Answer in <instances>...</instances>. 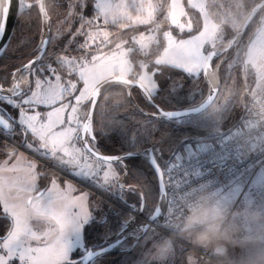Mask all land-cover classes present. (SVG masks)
Listing matches in <instances>:
<instances>
[{
    "label": "snow or ice",
    "instance_id": "1",
    "mask_svg": "<svg viewBox=\"0 0 264 264\" xmlns=\"http://www.w3.org/2000/svg\"><path fill=\"white\" fill-rule=\"evenodd\" d=\"M12 2L5 0L7 6L3 8L0 55L11 40L10 36L5 40V31ZM63 3L67 11L56 34L50 32L47 39L42 38L35 49V60L29 58V62L17 70L21 80L25 73L30 77L25 86L22 88L19 82L5 80L10 83V92H5L0 85V136H7L9 140L20 138L16 145L0 146V154L5 156L0 161V171L15 173L20 171L19 165H26L23 178L0 177V223L4 232L0 236V264H98L114 250L132 251L140 246L141 240L148 242L161 236L153 225L170 230L183 194L192 186L188 176L212 177L206 182L217 188L226 200L241 193L253 177V187L264 189V168L254 172L253 165L247 163L257 150L264 154V77L258 72L249 74L250 61L243 59L245 55L256 58V47L248 46L264 37L259 33L251 37L242 35L243 47L237 45L227 54L214 50L213 38L202 35L194 23L185 24L176 18L163 30L148 28V22L131 25L144 27L145 31L139 39L123 41L109 55L104 49L111 46V28L128 18L113 12L120 6L118 0H63ZM16 4L18 11L34 6L26 4L25 0H16ZM55 5L61 7V0H55ZM126 6L137 7V0H126ZM191 6L197 13L203 8L211 15L219 10L220 3L219 0H191ZM49 14L48 10L43 13L45 17ZM173 50L174 54L170 55ZM70 52L75 55H69ZM229 62L235 64V74L224 75V66H231ZM101 66L105 71L97 72ZM57 68L70 71L60 75ZM177 70L181 80L193 81L190 91L199 89V101L192 99L185 105L179 96L183 84L177 87L171 75L168 88L158 82V76ZM213 73L217 79L215 86L211 83ZM114 91L122 94L125 103L130 102L129 98L136 91L144 103L155 110L150 119L133 131L131 140L121 124L113 122L110 126L104 118L109 102L107 94ZM226 95L230 98V107L221 103ZM257 96L261 97L258 101ZM66 112L70 113L67 118ZM196 113L201 114V118L193 121ZM232 119L235 120L232 127L224 131L225 122ZM249 119L259 125L255 136L243 129L233 132L238 124ZM157 121L193 127L203 133L185 134L181 139L187 158H195V164H189L188 168L180 166L179 180L172 172L175 162L184 157L173 153L166 158L162 142H157L161 144L159 148L156 144L145 146ZM113 133L120 138L123 155H98L100 145ZM233 141L235 148L231 145ZM19 146L29 151L35 148L43 158L52 159L65 170L71 169L73 175L103 191L116 188L122 204L135 215L122 221L119 230L109 233L104 243L89 247L84 242L88 226L93 222L105 223L106 218L97 221L88 210V193L74 199L66 196L65 202L58 205L53 200L54 190L59 191L55 180L51 182L52 188L45 186L41 191L38 180L44 178L45 173L37 169L35 161L18 152ZM7 147L11 148L10 152L4 151ZM112 150H117L115 143ZM76 154H82L81 159L84 156L95 158L88 170H74L79 166ZM137 156L147 161L153 177L151 181L145 178L144 190L137 194V202L128 204L118 173L126 170V161ZM165 176L169 178L167 186ZM67 191L76 189L69 186ZM141 216L145 220L140 221ZM132 224L137 226L129 230ZM112 235L114 240L110 239ZM129 239L135 243L129 244ZM168 258H164L162 264H167ZM136 264H147V261Z\"/></svg>",
    "mask_w": 264,
    "mask_h": 264
},
{
    "label": "trees",
    "instance_id": "2",
    "mask_svg": "<svg viewBox=\"0 0 264 264\" xmlns=\"http://www.w3.org/2000/svg\"><path fill=\"white\" fill-rule=\"evenodd\" d=\"M235 0H221L220 8L217 12L212 14L215 19L221 21L225 28L227 36L226 38L230 37L234 31L236 30V25L231 28V25H229V22L225 20L223 17L222 10L223 8L232 9L235 10ZM239 0H237L238 2ZM242 4L245 7V14L240 17V22L246 15V13L251 9V7L259 0H241ZM52 2L53 10L56 9V11L61 8H56L55 1ZM33 7H30L29 9L21 12L17 18L15 29L12 35V39L10 41V44L5 52V54L0 58V84L2 85H9L10 83H5V80L11 82V77L14 73V71L19 68L21 65L25 64L27 61H29V58H32L35 56V49L37 45L40 43L42 39L41 35V29H42V19H41V12L39 8L38 3L32 4ZM65 5V4H64ZM62 5V6H64ZM60 10V9H59ZM58 10V11H59ZM57 11V12H58ZM89 13H91V5H89ZM51 19L49 20V27L50 32L52 33L51 29ZM239 22V24H240ZM258 23V17L252 22L246 33L244 34L245 37H249L250 34L254 31ZM238 24V25H239ZM229 33V34H228ZM66 39V37H65ZM241 43V40L239 44ZM235 48V47H234ZM224 75L228 74H235V68H232L230 72L226 73L225 69L222 73ZM242 74V73H241ZM170 75L175 79L177 87H179L180 84H183V90L179 93V96L182 100V102L186 105L189 103L192 99H195L196 101L200 100V97L198 95L199 89H193L190 91L191 84L193 81H189L187 79H180V71L177 70L175 73H168L165 72L163 75L158 76L157 79L160 82V84L166 89L169 87L171 81L169 79ZM197 79L199 77H196ZM28 80V77L26 74H24L22 80L20 81L21 87L23 88L25 86V82ZM237 80L239 82V76L237 77ZM203 87V85H201ZM206 93V88H205ZM163 95L164 93H160ZM109 97L108 107L106 109V112L104 114V118L106 122L111 124L115 122L116 124H121L123 126V130H125L128 134L129 140L132 139V133L135 129H137L141 122L150 119V116L144 115V113L137 108L132 100L129 98L130 102L125 103L122 99V94L118 91H114L107 94ZM133 95L138 102V104L144 109L149 111H155L150 106L146 105L142 99V97H139L136 93V91L133 92ZM157 103H160L159 99L156 101ZM175 103V101H173ZM230 107V106H229ZM172 110V109H169ZM201 114L193 116L195 119L200 118ZM240 114L237 112L236 117L239 118ZM235 122L234 119L228 120L225 122L223 126V130L229 128L233 125ZM99 126V125H98ZM151 127V125H149ZM185 134H191V135H202V132H198L197 129L193 127H183V126H177L175 123H167L163 121H157L155 124V130L151 132L150 140L145 146L150 147L152 144H155L157 142H162L163 148L166 150L165 156L167 157L172 151L175 145L181 141V139L184 137ZM19 141V137H15ZM120 138L118 135L113 133L110 137V139H106L103 141V143L100 145L101 151L105 154L114 155V154H120L123 153L122 150H120ZM115 143L117 146V150H112V144ZM3 144L8 145L4 141L0 140V146H3ZM10 146V145H9ZM159 147H161V144H158ZM7 149H10V147H7ZM128 165V173L125 177V184H132L137 186L141 192L144 190L142 188V183L144 182L145 178L148 181L152 180L153 173L151 169L149 168L147 161L136 157L133 160L126 161ZM108 195L120 200L118 197L120 195L114 194L109 191H104ZM130 191L124 190V199L126 200L128 204H131L129 202L133 201L135 195L133 193H129ZM158 198V193L156 194V199ZM121 201V200H120ZM135 202L137 200H134ZM105 203V202H104ZM108 203V202H106ZM112 210L114 211L111 215L108 213V208L106 207V222L105 223H99L100 229L94 230V223H92L90 226H88L86 230V241L87 245L91 246V244H94L95 241H92V236L100 235L99 239L104 241L105 237L109 233H115L119 230L120 224H121V218L119 216H123L124 220L128 219L130 215L123 209L116 207L114 205H111ZM117 212V214H116ZM119 215V216H117ZM102 218V219H104ZM102 219H97L102 220ZM107 224H111V227L108 228ZM3 228V225H2ZM108 233V234H107ZM0 234H4L3 229L0 230ZM112 235L110 239L113 237ZM100 240V241H101ZM141 242V241H140ZM135 249V248H134ZM122 254L125 253H112L106 255L101 260L105 259V262H113L117 261L119 262L120 257Z\"/></svg>",
    "mask_w": 264,
    "mask_h": 264
},
{
    "label": "rangeland",
    "instance_id": "3",
    "mask_svg": "<svg viewBox=\"0 0 264 264\" xmlns=\"http://www.w3.org/2000/svg\"><path fill=\"white\" fill-rule=\"evenodd\" d=\"M37 1L38 0H25V2H28V3L30 2L31 4L32 3H38ZM50 1L54 2L55 0H46L47 10L50 12V14H49L50 19L52 17V20L50 23L51 29H52L51 34L55 35L57 26L64 19L63 13H65L67 11V5L66 4L64 5L63 0H61V4L64 6H61V8H59L60 10L58 9L59 11L57 10L58 11L57 12L56 9L53 10L52 2H50ZM219 1H221V0H219ZM234 2L236 5L235 10H232L230 8L229 9L223 8V10H222L223 17L225 18V20H227V22H229V25H231V28H233L235 25L237 28L238 24L240 22V20H239L240 17H242L245 14V7L242 4V1L239 0L237 2V0H235ZM118 3L120 6L118 8L113 9V12L117 15H126L128 18L126 20H123L122 22H120L116 27L111 28V33H112V35L110 37L111 46L109 48L104 49V51L109 55H111V51L113 49H116V46L119 44H122L123 41L131 40L132 38L139 39L140 34L145 31V28L140 27V26L132 27L131 25H133V24L141 25L144 22H148L147 23L148 28L156 29V30L167 29L169 23L173 19H176V18H180V21L182 23H185V24L192 22L195 24L196 28L200 29V33L202 35H204L206 37L211 36L213 38V46L216 45L218 42H221L224 39H226V36H227L226 28H225L224 24L221 21L215 19L212 14L211 15L208 14L203 8L201 9V11L199 13H197L196 10L191 6V0H137V7L131 8V9H129L126 6V0H118ZM25 10H27V9H25ZM25 10H23V11H25ZM23 11H21V12H23ZM57 13H59V16L57 15ZM90 15H91V13H89V16ZM189 17H191V21H189ZM261 18H262L261 25H260V28L258 29L257 33H259L262 37H264V13H263ZM101 23H102V21H101ZM65 27H67V25H65ZM251 34H250V36H251ZM237 45H240L241 47H243V45H241V43L240 44L238 43ZM248 47H250V48L256 47V52H255L256 58L249 57L247 55H245V57H243V59L250 61L247 65V72L249 74L252 72H258L261 75V77H264V39L254 41L253 44L249 45ZM232 49H234V48H232ZM174 52H175V50H173V52L170 53V55H173ZM160 54L161 55L163 54L162 50H161ZM228 54H231V53L228 52ZM69 55H75V53L70 52ZM229 63L231 66H227V65L224 66L226 73L230 72L232 68H235V64H233L232 62H229ZM253 65H255V67H253ZM53 67L56 68L57 66L53 65ZM66 71H70V69L57 68V72L60 75H64V73ZM103 71H105V68L103 66H101L97 69V72H103ZM25 74L28 77V74L27 73H25ZM242 74H243V71H242ZM253 87L255 88V85ZM206 93H207V88H206ZM229 99L230 98L226 95L224 97V99L221 101V103L223 105H225L226 107H229L230 106ZM68 115H70L69 112L64 113L65 118H67ZM200 118H201V116H200ZM200 118L195 119L194 117H192L193 121H196ZM75 124H76V121L74 120L73 126H75ZM155 144L159 148V146H158L159 143H155ZM176 145H175V147H176ZM182 146H183V144L180 145L179 149L176 152V153L180 154L181 156H183L185 153L184 148ZM175 147L173 148V151H174ZM32 151L36 152L35 148H33ZM18 152L22 153L23 156L27 157L31 161H35L36 164H38V165L40 164V166H41L40 161L37 158H35L34 156H32V155H30L24 151L18 150ZM1 159L3 160V159H5V157H2ZM25 168H26V165L21 164V165H19L20 171H18V172L5 173L3 171H0V177H3L5 179H7L9 177H11L13 179H15L17 177L23 178ZM105 170H107V169L105 168ZM118 175H119V173H118ZM100 176H101V178L103 177V171L100 173ZM65 183H68L66 179H65ZM100 183H103L102 179L100 180ZM38 184H39V180H38ZM58 185H59V191L54 190V192H53V200L58 205L65 202L64 198L66 196L74 199L76 197H79L83 193H88L89 195H88L87 206H88V210L90 212H92V210H91L92 202L97 203L99 206H100V204H104L105 207L108 208L107 211L110 215L114 212L112 210L113 207H111V205H114L113 203H109V202L106 203L107 201H104L102 199V197L97 196L92 190H90L87 187L77 186V188H75L70 183L67 184L65 187H62V185H60L59 183H58ZM69 186L75 188L76 191L69 193L67 191ZM52 187H53V185L48 186V188H52ZM259 189L260 188L253 187V184L251 182L246 190L243 189V191L241 193H239L238 195L232 196L230 201L241 202V201L255 200V193ZM5 191H7V188H5ZM41 191H42V189H41ZM113 191L117 192L116 188H113ZM130 191L133 193V195H135L134 198H136V199H134V200H137L138 199L137 194L139 193V191L138 190L132 191V189ZM126 200H128V199H126ZM134 200L129 202V203H131V204L136 203L137 201L135 202ZM118 201H120V200H118ZM68 202L70 203L71 200H69ZM114 206H116V205H114ZM116 207H118V206H116ZM116 214H117V212H116ZM129 215L132 216L131 214H129ZM93 223H94L93 225L95 228L94 230L95 231L97 229L99 230L100 224L96 223V222H93ZM107 227L110 228L111 224H109V225L107 224ZM155 231H156V233L161 234V236L154 239V240H149L148 242L141 240L140 246L135 247V249L130 251V252L122 254V256L119 259V262L113 261V262H107L106 263L105 259H103V260H99L98 264H136L137 261H141V260L147 261V264H162V261L154 260L148 255V249L151 247V244L156 242V241L161 240L162 237L166 234L157 228H155ZM99 237H100L99 234L95 237L92 236V241L94 240L95 243L91 244V246L95 245V244H102L105 242V239H104V241H102L101 239H99ZM128 243L131 244L132 240L129 239ZM91 246H89V247H91ZM188 251L191 252V248L189 245H187L185 242L177 241V243L174 246L173 253L171 255H169V258L167 260V264H183L181 257L183 256V254L185 252H188ZM196 254L199 255L200 260L205 261V262L203 261L201 263L199 262V264H203V263L206 264V262L208 261V258H209L208 254L206 252H204L203 250L198 251Z\"/></svg>",
    "mask_w": 264,
    "mask_h": 264
},
{
    "label": "clouds",
    "instance_id": "4",
    "mask_svg": "<svg viewBox=\"0 0 264 264\" xmlns=\"http://www.w3.org/2000/svg\"><path fill=\"white\" fill-rule=\"evenodd\" d=\"M177 241L190 245L192 256L206 252V264H264V201L233 202L207 182L198 183L170 231L151 244L148 255L162 261Z\"/></svg>",
    "mask_w": 264,
    "mask_h": 264
},
{
    "label": "water",
    "instance_id": "5",
    "mask_svg": "<svg viewBox=\"0 0 264 264\" xmlns=\"http://www.w3.org/2000/svg\"><path fill=\"white\" fill-rule=\"evenodd\" d=\"M37 2L39 4V8H40V12H41V19H42L41 35H42V38L43 39H47V37H48V35L50 33V27H49V19H50V16L45 17L43 15L44 11L47 10L46 0H38ZM25 3L28 4V5H31L30 2L29 3L28 2H25ZM6 6L7 5L5 3V0H0V23L3 22V8L6 7ZM11 7H12V10L8 13V17H7V28H6V31H5V40L6 41L8 40V37L9 36L12 39V35H13L14 29H15V24H16L17 18L19 16V14L21 13V11H18L17 10L16 0H13ZM263 13H264V0H259L246 13V15L244 16V18L242 19V21L240 22V24L238 25V27L234 31V33L230 37H228V38L224 39L223 41L218 42L216 45H214L213 46L214 50L223 51V52H225V53L228 54V52H229L228 50L234 48L235 46H237V44L240 42L241 36L242 35L244 36V34L248 30V28L250 27V25L252 24V22L256 19V17H258V24H257L256 28L254 29V31L252 32L251 36L254 33H257V31H258V29L260 28V25H261V21H262V18L261 17L263 15ZM2 44H3V41H0V45H2ZM9 44H10V42H8V46H9ZM8 46H7V48H8ZM5 52L6 51H4L2 55H0V58L5 54ZM35 58H36V55L34 57H32L31 59L32 60H35ZM28 62L29 61H27L26 63H28ZM217 67H219V66H217ZM19 68H17L14 71V73H13V75L11 77V80H10L11 82H19L20 83V81H21V74L17 71ZM211 83H212L213 86H215L216 83H217V79H216L214 73L212 74V77H211ZM0 85H2V84H0ZM3 89H4L5 92H10V84L9 85H3ZM140 91H142V90H140ZM130 99L132 100V102L134 103V105L137 108H139L140 110H142L143 113L149 114L148 116H150V114L152 113V111L144 110L138 104V102L136 101L134 95H132V97H130ZM196 115H199V113H196L193 116H196ZM229 128L225 129L224 131H227ZM181 144L182 143L179 142L176 145L174 151L170 155H172L173 153H176ZM98 155L110 156L109 154L103 153L101 150H100V153H98ZM114 155H123V153L114 154ZM137 157H139V156H137ZM139 158H141V157H139ZM127 173H128V165L126 163V170L122 171V173L120 175V178H119V184L123 186V189L125 191H130L131 189H135V190H138L139 193H140L141 190L137 186L132 185V184H125V177H126ZM159 199L160 198H159V194H158L157 200L159 201ZM141 217L144 218V216H141ZM139 220L140 221H143V219H140V217H139ZM136 226H137V224H132L130 226V229L129 230H131V228H135ZM111 239L114 240L115 239V236H113ZM134 243H135V241L133 240V242L131 244H134ZM127 252H130V251H122L120 249H117V250H114V251H112V252H110L108 254H112V253H127Z\"/></svg>",
    "mask_w": 264,
    "mask_h": 264
},
{
    "label": "built area",
    "instance_id": "6",
    "mask_svg": "<svg viewBox=\"0 0 264 264\" xmlns=\"http://www.w3.org/2000/svg\"><path fill=\"white\" fill-rule=\"evenodd\" d=\"M261 97L257 96L256 100L258 101ZM241 129H243V131L245 132H251L253 134V136H255V133L259 131V125L257 123L256 120L254 119H249V120H244L241 122V124H238L236 126V128L233 129L234 133H239L241 131ZM0 139L2 141H4L5 143H7L8 145L12 146V145H16L18 144V140L15 138L13 140H9L7 138V136H0ZM259 139V138H257ZM231 145L233 146V148H235V141L231 142ZM184 148V145L182 146ZM19 151H24L32 156H34L35 158H37L45 167H47L48 169H52L56 172H58L59 174L65 175V176H70L69 173L67 171H65L61 166H58L57 163H55L53 160L49 159V158H43L41 155H39L38 153L34 152V151H29L28 149H26L23 146H19L18 147ZM185 151V150H184ZM168 157V156H167ZM166 157V158H167ZM184 157V159H181L179 161H176V167L173 169L172 175L176 177L177 180H179L181 178L180 175V166H183L184 168H188L189 164H195V158L193 159H188L187 158V154L186 152L184 153V155L182 156ZM264 161V154H262L259 150L256 151V153L254 155H251L250 158L247 160V163L250 165H253V171L255 172H259L262 168H264V165H261V162ZM189 171H191V169H189ZM208 178H212V177H207V178H196L193 176H188L187 179L192 183V186L187 190L186 193L183 194V198L181 200V206H180V210L177 213V215L182 211L183 209V205L184 202L189 199L192 195V188L197 185L198 183L201 182H206V179ZM254 178V177H253ZM250 178L248 183L246 184L244 190L247 189V187L250 185V183L252 182V179ZM168 176L164 177L165 180V184L167 186V182H168ZM221 179H223V177H221ZM77 181L82 184L84 187L89 188L90 190H92L97 196L102 197V199L104 201H107L109 203H113L114 205L118 206L119 208L125 210L127 213L131 214V215H135V213L131 212V210L127 207H125L122 202L118 201L116 198L108 195L107 193H105L103 190L96 188L82 180L77 179ZM264 189H259L257 190V192L255 193V200L256 201H264ZM176 215V216H177ZM176 218V217H175ZM140 219L145 220V217H140ZM162 223V220H161ZM153 227L163 231L164 233H168L170 230L169 229H164L161 227H156L155 225H153ZM183 242V241H182ZM186 243V242H185ZM190 246V245H189Z\"/></svg>",
    "mask_w": 264,
    "mask_h": 264
},
{
    "label": "crops",
    "instance_id": "7",
    "mask_svg": "<svg viewBox=\"0 0 264 264\" xmlns=\"http://www.w3.org/2000/svg\"><path fill=\"white\" fill-rule=\"evenodd\" d=\"M28 79H30L29 76H28ZM4 151L5 152H10L11 150L10 149H7V148H4ZM81 155L82 154H76V159L79 161V166L74 169L75 171H81L82 169L83 170H88V168L91 166V164L93 163V161L95 159L94 157H87V156H84V158L81 159ZM2 157H5V156L2 155V154H0V161L2 160L1 159ZM37 169L40 170V171H42L43 173H45V177L39 179V184H40L39 186L42 189V191L44 190L45 186L46 187L51 186L52 185L51 182L53 180H55L57 184L59 183L60 185H62V187H65L69 183L72 184L75 188H77V186H83L82 184H80L77 181V179H79V180H81V179L78 178L77 176L73 175L71 169L70 170H65L63 168L65 171H67L69 173L70 176H65V175L59 174L58 172H56V171H54L52 169H48L47 167H44V165H42V163H41V166H40V164L37 166ZM121 173H122V171L119 172V178H120ZM65 179L67 180L68 183H65ZM88 184L94 186L91 183H88ZM108 191L109 192H112L114 194L120 195V193L118 191L117 192L113 191V188L112 187H110L108 189ZM91 210H92V213L94 214V216H95L96 219H102V218L106 217V214H107L106 213V210L107 209H106V207H105L104 204H100V206H99L97 203L92 202V204H91ZM119 218H121V223H122V221H124L123 216H119ZM84 238H85L84 239V242L87 245L86 232L84 233ZM198 254H195L194 256H192L190 251L185 252L183 254V256L181 257V260L183 261V264H192V261H195V264H197V263L199 264V262L201 263L204 260H200Z\"/></svg>",
    "mask_w": 264,
    "mask_h": 264
},
{
    "label": "flooded vegetation",
    "instance_id": "8",
    "mask_svg": "<svg viewBox=\"0 0 264 264\" xmlns=\"http://www.w3.org/2000/svg\"><path fill=\"white\" fill-rule=\"evenodd\" d=\"M32 4H34V3H32ZM1 140V139H0ZM3 145H5V144H3ZM2 223H0V230H2L3 228H2ZM2 235H4V234H0V236H2ZM132 240V239H131ZM132 242H133V240H132Z\"/></svg>",
    "mask_w": 264,
    "mask_h": 264
}]
</instances>
